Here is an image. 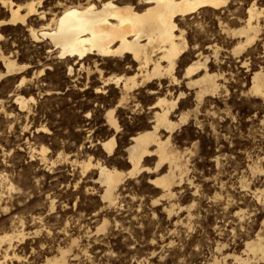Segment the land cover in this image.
<instances>
[{
	"label": "rangeland",
	"instance_id": "374dc122",
	"mask_svg": "<svg viewBox=\"0 0 264 264\" xmlns=\"http://www.w3.org/2000/svg\"><path fill=\"white\" fill-rule=\"evenodd\" d=\"M251 1L227 0L218 9L204 7L177 19L189 45L175 68L183 83L185 67L200 49L210 53L208 46L218 43L222 50L210 62L219 74L216 94L199 103L194 89L183 86L187 94L174 119L183 109L190 116L172 140L188 168L171 196L150 181L160 170L127 173L129 124L149 121L152 100L140 98L144 112L116 109L122 131L114 153L100 143L114 133L107 110L120 95L115 83L103 79L133 73L129 60L96 56L82 65L49 53L44 42L31 40L25 25H0V50L27 66L0 79V233H24L14 237L3 264H42L60 247L72 249V264H238L234 255L264 264L246 250L247 240L264 235V97L250 90L254 71L264 67V24L241 55L231 50L240 38L233 29L243 24ZM1 6L0 20L9 16ZM17 95L27 98L24 107ZM42 144L49 146L45 156ZM89 159L93 164L84 170ZM155 160L146 163L154 166ZM97 162L127 173L113 205L101 197Z\"/></svg>",
	"mask_w": 264,
	"mask_h": 264
},
{
	"label": "bare ground",
	"instance_id": "6f19581e",
	"mask_svg": "<svg viewBox=\"0 0 264 264\" xmlns=\"http://www.w3.org/2000/svg\"><path fill=\"white\" fill-rule=\"evenodd\" d=\"M0 3L3 8L9 9V16L1 19L0 25H25L31 40L44 42L49 53L56 57L73 59L75 62H82V65L84 60L96 56L129 60L127 66L135 67L133 73L114 74L103 79L106 85L115 83L120 89V95L117 104L107 110L108 121L115 129L114 133L103 141L101 139L100 143L107 153L114 151L116 133L122 131L115 113L118 107L128 108L135 113L138 110L141 112L144 104L140 103V98L152 100L148 106L149 121L145 119L129 124L130 138L125 147L126 152L124 151L127 153V162L131 165L127 173L133 175L160 170L162 173L150 178V181L162 190L163 196L173 195L174 187L184 180L188 166L184 161V154L174 145L172 135L176 127L187 121L190 110H181L178 120L174 119V112L182 106L180 103H184L183 98L187 94V90L183 89L184 84L187 88L194 89L199 103L205 96L217 93L220 89L219 74L211 71L210 62L218 59L221 53L218 43L208 44L210 53L200 49L197 57L186 65L185 77L188 79L183 83L176 75L175 68L187 53L189 45L186 33L179 27L177 19L204 7L218 9L228 3L227 0H53L48 6L46 4L47 7L44 6V0H0ZM245 14L243 24L236 29L232 28L233 35L238 34L240 38L231 50L240 55L259 36L264 24V0H252ZM2 37L0 32V38ZM0 61L5 67L0 72V79L27 67L19 66L16 59L1 50ZM71 64L69 70L73 69ZM253 74L250 90L264 97V67ZM25 80L26 77L23 76L20 84ZM166 82L168 84L165 88ZM176 86L180 87L177 92L174 91ZM102 91L100 87L96 90L97 93ZM16 100L22 107L27 104V98L23 95H17ZM194 113L197 116V112ZM39 130L46 134L51 131L46 126ZM48 150L49 146L42 144L43 156ZM153 156H156L155 165H148L146 162ZM91 160L83 163L84 170L93 164ZM95 165L99 170L96 181L104 186L101 197L104 202L113 205L127 173L101 162ZM166 166L167 169L164 170ZM172 209L173 207L169 211ZM105 223L97 229H103ZM262 224L264 226V219ZM21 235L24 233H0V264L9 257L14 237ZM71 250L60 247L57 253L47 255L42 264H72L69 256ZM246 250L264 258V235L258 232L254 238L247 240ZM14 254L17 255L16 252ZM234 256L238 264L249 263V257Z\"/></svg>",
	"mask_w": 264,
	"mask_h": 264
}]
</instances>
